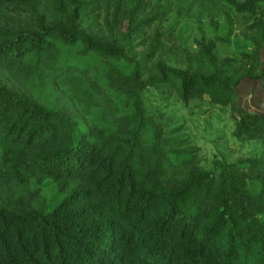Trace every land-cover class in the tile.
<instances>
[{"label":"trees","instance_id":"1","mask_svg":"<svg viewBox=\"0 0 264 264\" xmlns=\"http://www.w3.org/2000/svg\"><path fill=\"white\" fill-rule=\"evenodd\" d=\"M186 1L0 0V264H264V114L237 98L264 0H217L253 15L239 59L160 29ZM148 87L228 105L262 150L204 168Z\"/></svg>","mask_w":264,"mask_h":264},{"label":"rangeland","instance_id":"2","mask_svg":"<svg viewBox=\"0 0 264 264\" xmlns=\"http://www.w3.org/2000/svg\"><path fill=\"white\" fill-rule=\"evenodd\" d=\"M190 4L192 0H187L185 6L174 3L168 18L159 24L161 30L172 33L176 46L193 51L198 41H209L218 56L237 59L241 52L252 49L251 13H241L224 1L201 0L188 9ZM142 49L141 46L137 48ZM165 59L167 63L175 62L172 56ZM237 91L240 107L264 114V81L244 80ZM143 100L146 107L156 108L169 118L170 127L177 129L174 137L198 147L200 164L206 169H211L215 160L233 162L262 150L260 142L235 136L234 118L228 105L212 103L206 96L185 104L175 93L153 87L144 90Z\"/></svg>","mask_w":264,"mask_h":264}]
</instances>
